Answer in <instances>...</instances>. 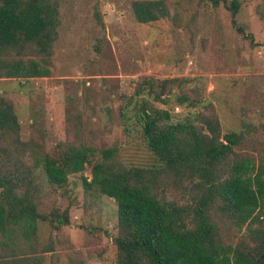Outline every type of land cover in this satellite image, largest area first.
<instances>
[{
	"label": "trees",
	"instance_id": "trees-1",
	"mask_svg": "<svg viewBox=\"0 0 264 264\" xmlns=\"http://www.w3.org/2000/svg\"><path fill=\"white\" fill-rule=\"evenodd\" d=\"M220 1L254 44L237 21L240 2L213 0ZM132 9L143 24L170 14L164 0H133ZM59 25L58 0H0V78L51 76ZM185 85L179 77L143 76L130 98L133 110L120 108L125 132L142 135L151 164H127L117 145L81 137L45 151L22 139L13 102L0 95V264H44L35 254L40 223L59 229L71 219L70 206L42 209V194L67 187L75 174L88 193L117 203L115 264H264V163L237 150L253 129L223 132L202 91ZM169 99L196 109L193 117L173 122L169 110L151 101ZM173 185L179 197L169 194ZM230 228H245L251 239L234 242Z\"/></svg>",
	"mask_w": 264,
	"mask_h": 264
},
{
	"label": "rangeland",
	"instance_id": "rangeland-1",
	"mask_svg": "<svg viewBox=\"0 0 264 264\" xmlns=\"http://www.w3.org/2000/svg\"><path fill=\"white\" fill-rule=\"evenodd\" d=\"M58 1L52 75L0 78V95L13 102L23 140L40 142L52 153L81 137L117 145L127 164H151L154 156L142 135L125 132L120 108L133 110L130 98L143 76L179 77L187 88L202 91L203 104L218 114L223 132L252 127L237 150L264 163V0H238L236 17L259 46L237 30L223 1L164 0L169 17L148 24L136 21L133 0ZM151 101L169 110L173 122L192 118L196 110L173 99ZM84 175L90 179L91 169ZM169 194L179 197L181 190L173 185ZM69 206V225L40 223L35 254L44 256V264H115L116 201L88 193L75 174L67 187L42 194L40 203L47 211ZM245 232L230 228L226 234L234 242L250 240Z\"/></svg>",
	"mask_w": 264,
	"mask_h": 264
}]
</instances>
